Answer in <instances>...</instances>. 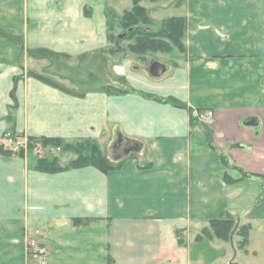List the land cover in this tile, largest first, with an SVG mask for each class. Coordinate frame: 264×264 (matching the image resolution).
Returning <instances> with one entry per match:
<instances>
[{"label": "crops", "instance_id": "0c3cea01", "mask_svg": "<svg viewBox=\"0 0 264 264\" xmlns=\"http://www.w3.org/2000/svg\"><path fill=\"white\" fill-rule=\"evenodd\" d=\"M139 5L152 25L186 20L179 58L149 60L169 66L159 76L122 41L110 50L108 22L133 0H0V140L88 139L121 160L44 172L24 149L0 155V264H264V0ZM119 135L139 149L114 147ZM228 215L227 240L202 236Z\"/></svg>", "mask_w": 264, "mask_h": 264}, {"label": "trees", "instance_id": "16d2710c", "mask_svg": "<svg viewBox=\"0 0 264 264\" xmlns=\"http://www.w3.org/2000/svg\"><path fill=\"white\" fill-rule=\"evenodd\" d=\"M140 0H133V8L130 11H126L120 17V23L123 26H131L136 25L138 23H145L148 19L147 11L139 5ZM186 31V20L183 17H170L164 19L161 22V28L159 29L158 35L163 38L166 37L170 41H172L178 47H182L183 43L181 39L183 38ZM154 38H146L140 37L131 44V51L134 53H139L140 51L145 50H157L166 47V44L161 41H156ZM30 76H33L40 81L50 84L54 87H60L61 85L50 78L49 76L43 75L41 73L36 72H29ZM107 92L115 93V92H124L122 89H116L114 87L108 86L106 88ZM176 105V104H175ZM180 105V104H177ZM193 119V118H192ZM191 119V120H192ZM197 122V121H196ZM192 123L193 120H192ZM202 131L208 141V144L215 148L211 139V131L208 126L204 123H201ZM41 142L42 144L45 142H52V143H61V138H36L30 137L28 138V149H32L33 146L37 143ZM86 142L90 144L89 152L88 153H77V156L70 160L67 165L61 166L57 162V158L52 159H40L37 161V168L40 171L44 172H59L64 171L67 169H74V168H81L86 166H93L102 172H109L112 170L119 169L121 167V160L114 161L109 159L107 156L102 154L100 151L99 146L93 140L86 139ZM69 144L65 143L62 150H70L68 149ZM23 149H19L18 151H14L9 145L5 144L4 140H0V155L2 156H12L15 154H22ZM18 152V153H17ZM130 154V153H129ZM222 160L225 158L222 156ZM145 167V166H144ZM244 175H242L243 177ZM224 179L226 182L232 183L237 181V179H231L229 176H225ZM210 229L205 228L202 232L203 237H217L223 240H227L230 237V234L236 229L235 220L232 216L228 215L222 218H212L209 220ZM247 229L245 226H240L238 230V234L245 235ZM201 237V236H199ZM198 237V238H199ZM244 242V239L240 240V244Z\"/></svg>", "mask_w": 264, "mask_h": 264}, {"label": "rangeland", "instance_id": "374dc122", "mask_svg": "<svg viewBox=\"0 0 264 264\" xmlns=\"http://www.w3.org/2000/svg\"><path fill=\"white\" fill-rule=\"evenodd\" d=\"M119 19L115 20L112 18L108 22V36L112 46L110 47V50H114L116 45L120 44V42L122 41L124 48L128 51H131V44H133L136 39L140 37L154 38V35H157L155 37L156 41H161L166 44V47L157 50H145L140 51L139 53L132 52L133 56L135 58L137 57L135 61L136 64H138L137 66H139L141 69L147 66V63L151 58H159L160 56H162V60L173 63L175 59L179 58V54L181 53L180 51H184V45H182V47H178V45H175L166 37L163 36L162 38L161 36H159L158 32L161 28V25H152L153 21L150 17H148L145 23H138L136 25H131L128 27L121 25ZM116 34H120L121 38H116ZM75 71L76 70L72 71L71 74L72 76H74L75 79H77L79 78V76L75 73ZM65 143L69 144L68 149L70 150H62ZM89 148L90 144L86 142V139L72 141L62 140L60 144L52 142H45L42 144L41 142H37L31 150L27 149L25 151H29L33 156H36L38 160L44 158H57L58 160V157L66 156L67 153H73L76 156L77 153H88ZM109 150L112 149H110L109 147ZM107 157L111 159V156L108 155ZM36 243L39 244L37 241ZM29 254L32 253L30 252Z\"/></svg>", "mask_w": 264, "mask_h": 264}, {"label": "built area", "instance_id": "2783aa9c", "mask_svg": "<svg viewBox=\"0 0 264 264\" xmlns=\"http://www.w3.org/2000/svg\"><path fill=\"white\" fill-rule=\"evenodd\" d=\"M199 116L202 120L205 121L206 124H211L213 121V111L204 110L199 113ZM5 144L9 145L14 151H18L19 149H28V140H24L20 137H6L4 139ZM28 254L31 252L32 255L36 254L40 250L39 244L36 243L35 240H32L28 244Z\"/></svg>", "mask_w": 264, "mask_h": 264}, {"label": "water", "instance_id": "95a60500", "mask_svg": "<svg viewBox=\"0 0 264 264\" xmlns=\"http://www.w3.org/2000/svg\"><path fill=\"white\" fill-rule=\"evenodd\" d=\"M168 69H169V66L167 64L162 63L157 60H151L147 67V71L151 76H159L165 71H167ZM256 123H257V120L254 117H249L244 121V124L246 125H255ZM122 140H123L122 136L119 135L117 140L114 142V146L117 147ZM138 149L139 147L137 145L133 146V150L137 151Z\"/></svg>", "mask_w": 264, "mask_h": 264}, {"label": "flooded vegetation", "instance_id": "af4514ba", "mask_svg": "<svg viewBox=\"0 0 264 264\" xmlns=\"http://www.w3.org/2000/svg\"><path fill=\"white\" fill-rule=\"evenodd\" d=\"M133 145L134 143L132 141L123 139L119 143L117 149L121 150L122 152L127 151L129 153L133 149Z\"/></svg>", "mask_w": 264, "mask_h": 264}]
</instances>
